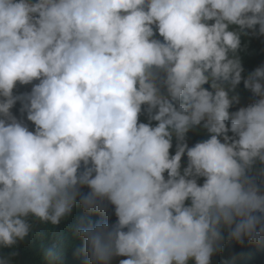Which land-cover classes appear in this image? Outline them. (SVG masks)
Masks as SVG:
<instances>
[{
	"label": "clouds",
	"instance_id": "9594fccd",
	"mask_svg": "<svg viewBox=\"0 0 264 264\" xmlns=\"http://www.w3.org/2000/svg\"><path fill=\"white\" fill-rule=\"evenodd\" d=\"M74 209L86 264L264 241V0H0V264Z\"/></svg>",
	"mask_w": 264,
	"mask_h": 264
},
{
	"label": "trees",
	"instance_id": "16d2710c",
	"mask_svg": "<svg viewBox=\"0 0 264 264\" xmlns=\"http://www.w3.org/2000/svg\"><path fill=\"white\" fill-rule=\"evenodd\" d=\"M143 116H141V119ZM82 191L86 194L88 189L84 188ZM80 216L81 213L74 209L72 216L63 221L57 228L49 225H38L42 227V229L34 230L35 238L38 242H31L21 250L19 245L22 241L16 245L15 251L18 254L13 257L15 264H46V261L42 259V253L44 248L50 246L53 240L63 243V255L58 264H86L83 261H79V259L72 258L74 255L71 254L77 245V248H80L81 243L83 244L81 239L74 238L68 230V226L79 220ZM92 216L88 217V219L93 223L99 221L97 219L99 217L98 214ZM106 216L115 219L113 212H108ZM92 218H95V220ZM53 233H55V236H53ZM11 251L12 249H0V255H6ZM223 252H225L224 264H264V241L258 244L250 243L248 240H245L243 244H238L235 241L226 242L223 250L219 253ZM119 259H123V257L115 258L112 264H118Z\"/></svg>",
	"mask_w": 264,
	"mask_h": 264
},
{
	"label": "rangeland",
	"instance_id": "374dc122",
	"mask_svg": "<svg viewBox=\"0 0 264 264\" xmlns=\"http://www.w3.org/2000/svg\"><path fill=\"white\" fill-rule=\"evenodd\" d=\"M72 258L76 259V255L72 256Z\"/></svg>",
	"mask_w": 264,
	"mask_h": 264
},
{
	"label": "water",
	"instance_id": "95a60500",
	"mask_svg": "<svg viewBox=\"0 0 264 264\" xmlns=\"http://www.w3.org/2000/svg\"><path fill=\"white\" fill-rule=\"evenodd\" d=\"M19 115H21L20 113H18Z\"/></svg>",
	"mask_w": 264,
	"mask_h": 264
}]
</instances>
